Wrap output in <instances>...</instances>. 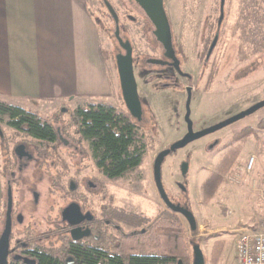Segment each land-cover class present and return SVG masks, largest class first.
<instances>
[{
  "label": "rangeland",
  "instance_id": "374dc122",
  "mask_svg": "<svg viewBox=\"0 0 264 264\" xmlns=\"http://www.w3.org/2000/svg\"><path fill=\"white\" fill-rule=\"evenodd\" d=\"M109 1L119 13L121 36L131 41L135 55H158L159 51L154 49V28L143 11L138 7L128 10L123 0ZM88 3L97 23L103 56L117 90L112 104L125 111L127 108L121 98L115 60L116 54L124 50L115 37L114 19L103 0H88ZM219 4L220 0H165L183 68L192 75L191 80L183 77L181 80L195 88V97L191 103V119L195 128L214 124L264 99V0H230L224 25L231 26L233 30L219 40L209 65L205 68L206 53L212 41L211 32L208 30L212 28L215 32L217 29ZM236 26L238 29L235 31ZM138 81L142 95L148 101L153 123H148L149 126L142 130L147 149L141 165L123 177L111 179L102 175L96 168L87 142H79L76 128L70 124L69 113L77 106L78 101H68L49 116H46L47 112L41 115L54 117L55 126L67 127L72 133L70 135L81 145L84 158L77 157L76 166L87 165L88 176L94 178L96 175L118 204L125 203L127 208L142 211L146 216L154 218L162 210H168L155 183L154 161L161 150L186 133V93L171 88L156 95L149 93L143 75L139 74ZM263 118L264 107L234 122L229 128L190 143L165 160L163 182L168 195L174 201L177 198L189 200L190 209L197 219V232L194 233L186 218L177 214L184 228L186 241L189 242V264H193L195 244H200L206 264H233L236 255V229L260 214L257 197L247 185L248 176L239 167H243L252 155L258 160V153L264 160V128L259 126ZM0 123L6 134L5 143L0 139L3 166L6 161V147L11 148L21 137L6 120ZM248 126L254 128L251 134L240 141L229 142L228 146L225 144L232 140L233 132ZM220 136L221 144L209 149L208 142ZM235 148L240 151L237 160L229 169L221 171L224 156L230 149ZM181 161H188L190 164L185 177L181 173ZM213 175H218L221 181L212 196L206 198L203 185ZM176 182L185 184L187 194L179 195L181 190ZM39 189L49 191L47 177L43 179Z\"/></svg>",
  "mask_w": 264,
  "mask_h": 264
},
{
  "label": "flooded vegetation",
  "instance_id": "af4514ba",
  "mask_svg": "<svg viewBox=\"0 0 264 264\" xmlns=\"http://www.w3.org/2000/svg\"><path fill=\"white\" fill-rule=\"evenodd\" d=\"M123 2L128 10H134L135 7H138L143 11L136 0H123ZM229 2L230 0H220L217 29L215 32L212 31V28L208 30L211 32L212 41L206 53L205 68L209 65L208 62L213 56L219 40L226 33H231L233 30L231 26L224 25L228 16L227 8L230 5ZM143 13L145 14L144 11ZM128 16L131 17L130 14ZM149 21L152 23L150 19ZM152 26L155 29L153 23ZM235 29H238V26ZM122 37L127 40L125 36ZM154 38L156 41L154 49L159 51L158 55L147 57L135 55V48L132 44L134 73L143 105L141 120L133 118V122L141 130L147 128L149 126L148 123L152 125L153 116L147 105L148 101L142 95L138 81L139 74L145 77L149 93L153 92L159 95L171 88L185 92V113L189 87L191 88L192 101L195 97L194 86L187 85L181 80L182 77L191 80L192 75L183 68V60L176 47L174 35L173 46L179 59L180 69L174 64L173 59L166 55L164 46L157 40L155 35ZM215 39L216 44L213 50L209 52ZM154 60H161V62H155ZM233 124L202 138L229 128ZM211 125L195 128L193 122L195 131ZM187 129L186 123V132ZM2 130L3 136L0 135V139L5 143L6 134L3 128ZM56 132L57 139L54 142L41 141L18 132L21 138L15 141L11 148L9 146L6 147V161L2 166L4 191L0 210V236L9 218L11 221V234L8 264L12 260H21L30 256V252L36 247L67 250L71 244L96 248L109 255L126 256L128 254L142 253L146 245V239L150 235V227L146 224L145 213L129 209L125 203L123 205L118 204L113 194L107 191L104 183L98 181L96 175L94 178L88 176L86 173L87 165L86 167L76 166L75 159L80 156L84 158L81 145L75 140V137L70 135L72 133L67 127H56ZM237 132H233L232 140L225 143L227 146L229 142H236L233 140ZM16 135L19 136L18 134ZM221 142V136L214 137L208 142V148L213 149L220 145ZM20 145H23L24 148L18 153L16 149ZM180 169L182 176L185 177L187 173L183 174L182 164ZM99 172L104 175L100 170ZM37 173L38 178L35 176ZM45 177L49 180V191L47 192L39 189V185ZM185 183L187 182L185 181ZM176 184L181 190L180 196L187 194L184 183L176 182ZM172 201L191 208L189 200L184 201L177 198ZM168 210L170 209L168 208ZM175 214L177 215L178 213Z\"/></svg>",
  "mask_w": 264,
  "mask_h": 264
},
{
  "label": "crops",
  "instance_id": "0c3cea01",
  "mask_svg": "<svg viewBox=\"0 0 264 264\" xmlns=\"http://www.w3.org/2000/svg\"><path fill=\"white\" fill-rule=\"evenodd\" d=\"M116 91L88 0H0V99L49 116L68 101L112 104ZM256 166L264 175L259 153Z\"/></svg>",
  "mask_w": 264,
  "mask_h": 264
},
{
  "label": "trees",
  "instance_id": "16d2710c",
  "mask_svg": "<svg viewBox=\"0 0 264 264\" xmlns=\"http://www.w3.org/2000/svg\"><path fill=\"white\" fill-rule=\"evenodd\" d=\"M69 113L70 124L75 126L79 142H87L92 159L105 176L120 178L141 165L147 143L143 139V131L133 122L128 110L123 111L117 105L103 101L83 100ZM2 120L17 132L34 139L49 142L57 139L54 117H43L36 111L0 99ZM259 126L264 128V118ZM252 131L254 128L251 126L239 130L233 141L242 140ZM239 154V148L230 149L221 162V171L229 169ZM220 181L218 175H213L204 183L206 198L212 196ZM145 220L150 227V235L145 247L149 245L142 253L109 255L96 248L71 244L67 250L36 247L30 256L12 260L9 264H180V261L189 264V242L179 217L170 210H162L156 217L146 216Z\"/></svg>",
  "mask_w": 264,
  "mask_h": 264
},
{
  "label": "water",
  "instance_id": "95a60500",
  "mask_svg": "<svg viewBox=\"0 0 264 264\" xmlns=\"http://www.w3.org/2000/svg\"><path fill=\"white\" fill-rule=\"evenodd\" d=\"M106 8L115 22V37L118 40L123 52L117 53L115 56L117 72L119 76L120 88L125 106L131 117L136 120H141L143 115V105L138 91V83L134 73V58L133 46L130 40H124L121 36L119 15L113 4L109 0H103ZM146 16L151 20L155 29L154 35L159 42L162 43L166 50V55L173 59L174 64L179 68V59L176 56V50L173 46V35L169 16L164 4V0H136ZM216 44V39L213 41L209 52H211ZM161 62V60H154ZM189 96L186 102L185 121L187 123V132L178 140L171 143L167 148L161 150L154 161V179L159 191V194L167 207L175 213L183 215L188 221L192 231H196L198 224L193 211L188 206H183L180 203L173 202L164 186L163 182V164L167 157L172 153L185 148L190 143L225 128L234 122L251 115L255 111L264 107V99L256 102L250 107L226 118L216 124L201 130L195 131L193 127V120L191 119V88H188ZM0 135L3 136V130L0 126ZM23 145L17 147L16 151L19 153L23 150ZM189 169V162L182 163L183 174H186ZM183 186V185H181ZM184 189V187H183ZM11 234V221L8 218L5 229L0 236V264H8L9 240ZM182 264V261H180ZM193 264H206L205 254L200 244L193 245Z\"/></svg>",
  "mask_w": 264,
  "mask_h": 264
},
{
  "label": "built area",
  "instance_id": "2783aa9c",
  "mask_svg": "<svg viewBox=\"0 0 264 264\" xmlns=\"http://www.w3.org/2000/svg\"><path fill=\"white\" fill-rule=\"evenodd\" d=\"M257 159L250 156L242 173L248 176V188L260 203V214L236 229V255L234 264H264V176L256 173Z\"/></svg>",
  "mask_w": 264,
  "mask_h": 264
}]
</instances>
